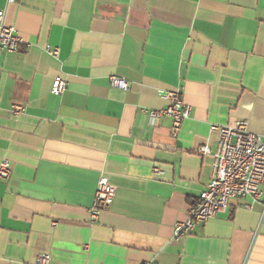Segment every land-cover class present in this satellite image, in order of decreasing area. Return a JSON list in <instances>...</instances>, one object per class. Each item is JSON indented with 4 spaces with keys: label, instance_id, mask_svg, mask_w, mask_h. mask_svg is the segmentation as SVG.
Here are the masks:
<instances>
[{
    "label": "crops",
    "instance_id": "obj_1",
    "mask_svg": "<svg viewBox=\"0 0 264 264\" xmlns=\"http://www.w3.org/2000/svg\"><path fill=\"white\" fill-rule=\"evenodd\" d=\"M0 54V264H264L261 197L233 199L182 239L212 173L217 133L247 122L264 138V0H17ZM56 48L52 58L45 48ZM115 76L125 91L111 87ZM67 83L59 96L53 80ZM191 108L178 135L158 92ZM12 106L22 112L15 115ZM158 170L155 173L154 170ZM115 188L98 220V179Z\"/></svg>",
    "mask_w": 264,
    "mask_h": 264
},
{
    "label": "built area",
    "instance_id": "obj_2",
    "mask_svg": "<svg viewBox=\"0 0 264 264\" xmlns=\"http://www.w3.org/2000/svg\"><path fill=\"white\" fill-rule=\"evenodd\" d=\"M17 0H7V4ZM5 10L0 9V54H14L18 51L21 41L13 27L4 23ZM45 53L56 58V48H45ZM111 87L121 91L127 89L123 79L111 76ZM67 83L57 78L51 85V94L61 95ZM158 97L167 104L160 109L141 110L154 123L162 118L171 121L170 134L174 138L178 135L183 121L191 114V108L186 105L178 90L158 92ZM15 115L22 112L20 106H12ZM210 131L217 133L215 151L211 154L206 146L197 149L200 155H211L212 173L205 189L200 192L198 199L187 208V219L177 222L173 226V238L182 239L190 234L196 226L204 224L209 219L221 213L233 199H250L254 202L261 197V187L264 183V138L248 131L247 122L238 120L230 126H210ZM155 173L158 170H154ZM8 160L0 162V180H7L10 176ZM115 197V188L108 183L106 177L101 176L93 195V204L89 210L92 223L98 220L103 210L108 208ZM34 264H51L48 255H40ZM142 264H154L151 261Z\"/></svg>",
    "mask_w": 264,
    "mask_h": 264
}]
</instances>
